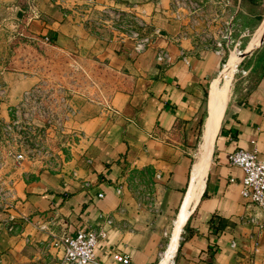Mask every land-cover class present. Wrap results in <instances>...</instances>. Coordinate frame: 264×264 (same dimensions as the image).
<instances>
[{"label": "crops", "instance_id": "0c3cea01", "mask_svg": "<svg viewBox=\"0 0 264 264\" xmlns=\"http://www.w3.org/2000/svg\"><path fill=\"white\" fill-rule=\"evenodd\" d=\"M240 4V15L247 13L251 20L258 22L264 13V0ZM168 6L169 0H95L91 5L0 0V40L42 39L63 60L73 57L104 67L120 81L110 87L109 106L80 105L73 126L85 137L65 171L18 179L17 196L29 222L18 233L0 226V255L6 264L57 258L61 252L51 244L52 233L74 235L82 227L104 224L107 233L96 248L97 260L124 264L112 257L118 251L131 258L129 264H163L165 237L173 231L192 167L191 185L194 180L196 127L205 117L207 91L224 59L193 37L175 42L182 22L171 18ZM110 10L139 14L148 32L158 27L163 33L140 50L134 38L112 27ZM161 50L171 62L158 59ZM261 51L264 55V46ZM259 73L250 89L228 104L198 201L189 216H183V209L179 215L173 264H264V216L241 194L244 170L229 161V154L241 148L257 150L264 158V59ZM40 78L35 71L0 72V117L7 118V107ZM151 184L149 200L144 191ZM6 217L0 208V222ZM41 220L49 230L38 227Z\"/></svg>", "mask_w": 264, "mask_h": 264}, {"label": "built area", "instance_id": "2783aa9c", "mask_svg": "<svg viewBox=\"0 0 264 264\" xmlns=\"http://www.w3.org/2000/svg\"><path fill=\"white\" fill-rule=\"evenodd\" d=\"M54 1L59 5L70 2L75 5H91L95 2ZM227 5L229 4L225 0H169L166 10L171 18L182 22L181 31L173 40L181 43L183 39L193 37L200 46L224 55V42L230 38ZM107 12L112 17V27L123 36L134 38L136 47L140 50L163 33L158 27L148 32V22L132 11ZM232 26L237 29L234 27L239 25L234 23ZM181 55L187 61L183 48ZM158 59L165 63L171 62V56L166 50L159 52ZM7 111V118L0 117V208L7 211V217L0 222V226H4L9 232L18 233L29 222V218L21 210L16 184L19 178H28V173L36 172L27 170L26 164L29 163L34 169L38 166L44 167L43 162H51L56 155L52 146L62 141V144L73 148L81 144L85 135L83 130L73 126L81 111L80 105L75 101V94L60 80L50 76L40 78L36 84L25 89L19 100L7 107ZM229 161L244 170L241 194L254 202L264 216V158L257 150L241 148L229 154ZM65 170L62 168V171H44L57 173ZM156 177H160V174L157 173ZM152 186L149 185L144 191L146 199H153ZM250 220L263 226L256 216H251ZM112 223L113 219L109 218L107 224ZM37 224L41 230H49L47 221L41 220ZM106 233V224L82 227L74 235L52 233L51 244L59 248L61 255L57 257V261H48L46 264H105L97 260L96 248ZM232 245L235 246L236 243L233 242ZM112 257L124 264L131 261L128 255L118 251ZM0 264H6L1 255Z\"/></svg>", "mask_w": 264, "mask_h": 264}, {"label": "rangeland", "instance_id": "374dc122", "mask_svg": "<svg viewBox=\"0 0 264 264\" xmlns=\"http://www.w3.org/2000/svg\"><path fill=\"white\" fill-rule=\"evenodd\" d=\"M231 15L232 9L227 11V16L232 17ZM249 17L250 16L247 15V13H244L242 16L239 14V16L235 19V23L239 26L234 27L237 29H232V35L229 39L230 50L227 49L223 55L224 59L221 68L223 67V64L227 63L228 61L226 68L231 69L225 74L228 78L226 79L222 77L221 81L219 82V87L224 94L225 111L231 100L246 93L260 75L259 71L262 67V60L264 59L261 49L255 51L249 56H244L243 53H240L249 48V46L252 45L255 40H259L261 35L259 30L262 24L259 25L255 35L254 30L257 26L256 17H253V20H251ZM231 51L235 52H232L230 55ZM238 55L240 57L239 60ZM3 71H35L40 74L41 78L50 76L56 80H60L75 94V101L79 105L84 104V102H97L104 103L107 106L110 100L108 96L110 87L114 88L117 84H120V81H116V77L112 76L110 70H106V68L104 69V67L94 65L93 63L88 64L85 61H79L73 57L71 60H63L62 56H59L53 52L48 44H46L42 39L38 38H22L18 39L17 43H11L8 41L4 42L0 40V72ZM217 78L220 77H216L215 79ZM217 85L218 81H216L212 86V95ZM211 100L210 106L208 104V113L207 109H204L203 116H206L207 114L206 119H208L211 115ZM202 127L204 129L203 123L199 122L195 132L196 141L194 144V158L195 153L197 157V151L199 148V145L197 147V144L200 138ZM61 142L62 141L52 146V149L53 147L55 148L54 150L56 155L51 162L44 161V167L38 166L34 169V167H32L29 163L26 164L25 168L27 170L36 171L35 173H28V178H31L35 174H40L44 172V170L62 171V168L67 169L69 167L70 163H68V160L74 158V149L78 148L79 146L75 145L72 148L70 145H65ZM48 163L49 166H47ZM170 231L171 229L165 237L162 252L167 248L166 246L169 241ZM57 260V258H46L45 261L41 260L40 262H36V264H46L48 261L55 262Z\"/></svg>", "mask_w": 264, "mask_h": 264}, {"label": "bare ground", "instance_id": "6f19581e", "mask_svg": "<svg viewBox=\"0 0 264 264\" xmlns=\"http://www.w3.org/2000/svg\"><path fill=\"white\" fill-rule=\"evenodd\" d=\"M259 32L263 31L264 28V22L260 26ZM261 36V35H260ZM228 65V63L226 64ZM226 77V75H225ZM228 77H226L227 79ZM218 81V85L215 87L212 95V86L213 84ZM220 78L214 79L211 84V90H210V97L212 95V109L210 117L206 120L202 137L200 140L197 157H196V167H195V174H194V180L192 184L191 191L188 195V198L185 201V205L183 208V216L187 217L189 216L192 208L196 204L199 198V194L203 187V172L206 169V167L210 164V157L213 150V141L214 138L219 131V128L221 126V122L225 113V102H224V94L219 87ZM210 100H209V106H210ZM228 102V101H227ZM227 105V104H226ZM209 115V114H208ZM205 174V173H204ZM185 219V218H184ZM183 227V226H182ZM177 231V230H176ZM181 233V232H180ZM179 233V235H180ZM178 235V234H177ZM177 242L175 241L173 243V247L170 250L169 253L166 254V258L163 261V264H173V257L176 251ZM164 255V254H163Z\"/></svg>", "mask_w": 264, "mask_h": 264}, {"label": "water", "instance_id": "95a60500", "mask_svg": "<svg viewBox=\"0 0 264 264\" xmlns=\"http://www.w3.org/2000/svg\"><path fill=\"white\" fill-rule=\"evenodd\" d=\"M153 1L157 2L158 4H161V3L163 2V0H153ZM225 1H227L228 4H229V5H227V9H228V10H231V9H232V15H231L232 17H230V19H229V23H230L229 35L231 36V35H232V29H233V26H232V25L235 23V19L239 16V14H240L241 11H242V10H241V9H242V8H241V4H240L241 0H238L239 2H238L237 4H235L234 2H232V0H225ZM233 4H234V6H233ZM263 22H264V13H263V14L261 15V17L258 19L257 26L255 27V30H254V34H255V35H256V33H257V29H258L259 25H261ZM255 35H254V36H255ZM229 39H230V38H229ZM229 39H228L226 42H224L225 47H226V48H225L226 50H227V49L230 50V49H229V48H230V47H229ZM263 46H264V28H263V31H262L261 36L259 37V40H255V41L252 43V45L249 46V48H247L244 52H240V53H243L244 56H249V55H251L252 53H254L255 51L261 49ZM232 52H235V51H231V52H230V55H231ZM230 55H229V57H230ZM239 55H240V54H239ZM239 55H238V60H239V58H240ZM228 60H229V58H228ZM227 63H228V61H227ZM227 63H224V64H223V67L220 68L219 72H218L217 75L212 79V81H213L216 77H220V81H221V78H222V77L226 78V77H225V74L228 73V70H231L230 68H226V64H227ZM237 65H238V64H237ZM236 67H237V66H236ZM212 81L210 82L209 89H208V91H207V113H208V104H209V97H210V90H211V84H212ZM227 107H228V105H227ZM226 109H227V108H226ZM225 112H226V111H225ZM224 115H225V113H224ZM206 116H207V114H206ZM206 116L204 117V120H203V126H204V122H205ZM223 118H224V116H223ZM222 121H223V119H222ZM221 124H222V122H221ZM220 128H221V126H220ZM220 128H219V131H220ZM202 130H203V127H202ZM202 130H201L200 138H201L202 133H203ZM219 131H218V133H219ZM218 133L216 134V136H215V138H214V141H213V151H214L215 141H216V137H217ZM200 138H199V141H198L197 147H198V145H199ZM213 151H212V154H211V160H212V156H213ZM194 161H195V158H194ZM210 163H211V161H210ZM193 165H194V164H193ZM209 166H210V165H209ZM192 172H193V167H192ZM192 172H191V177H190V182H189L188 188H187V190H186V193H185L184 199H183V201H182V203H181V205H180V208H179V211H178V214H177V219H176L175 222H174V227H173V229H172L173 231L171 232V235H170V237H169V241H168V244H167V248H166V250L163 252L164 254H167V253L170 252V250H171L172 247H173V243H174L175 240L177 239V237L174 236V234H175V228H176L177 223H178V220H179V215H180V213L182 212V209L184 208L185 200H186V198H188V194L190 193L191 188H192V185H191ZM185 226H186V225H185ZM184 228H185V227H184ZM178 238L181 239L182 236L179 235ZM164 257H166V255H165ZM161 260H162V259H161Z\"/></svg>", "mask_w": 264, "mask_h": 264}, {"label": "trees", "instance_id": "16d2710c", "mask_svg": "<svg viewBox=\"0 0 264 264\" xmlns=\"http://www.w3.org/2000/svg\"><path fill=\"white\" fill-rule=\"evenodd\" d=\"M200 122H202V123H203V120H201Z\"/></svg>", "mask_w": 264, "mask_h": 264}]
</instances>
